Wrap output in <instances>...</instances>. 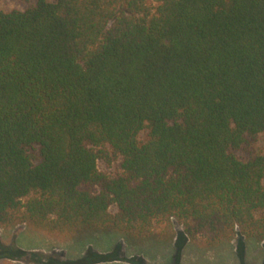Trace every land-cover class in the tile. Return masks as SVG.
<instances>
[{
  "label": "trees",
  "instance_id": "1",
  "mask_svg": "<svg viewBox=\"0 0 264 264\" xmlns=\"http://www.w3.org/2000/svg\"><path fill=\"white\" fill-rule=\"evenodd\" d=\"M259 136L264 0L0 11L2 228L264 240V150L237 154Z\"/></svg>",
  "mask_w": 264,
  "mask_h": 264
},
{
  "label": "rangeland",
  "instance_id": "2",
  "mask_svg": "<svg viewBox=\"0 0 264 264\" xmlns=\"http://www.w3.org/2000/svg\"><path fill=\"white\" fill-rule=\"evenodd\" d=\"M35 1L0 0V11L25 9ZM263 150L264 140L259 136L252 148L237 154L247 158ZM115 166V162L112 166L98 162L105 171L112 172ZM0 264H264V240L237 233L229 241L205 247L190 241L177 223L173 238L166 241L102 231L62 239L20 224L0 227Z\"/></svg>",
  "mask_w": 264,
  "mask_h": 264
}]
</instances>
